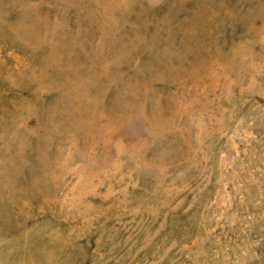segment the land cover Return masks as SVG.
<instances>
[{
	"label": "rangeland",
	"instance_id": "374dc122",
	"mask_svg": "<svg viewBox=\"0 0 264 264\" xmlns=\"http://www.w3.org/2000/svg\"><path fill=\"white\" fill-rule=\"evenodd\" d=\"M0 264H264V0H0Z\"/></svg>",
	"mask_w": 264,
	"mask_h": 264
}]
</instances>
